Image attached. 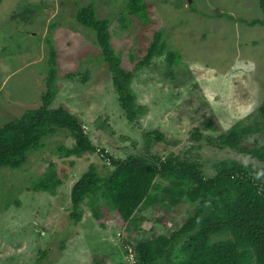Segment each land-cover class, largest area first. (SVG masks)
I'll return each mask as SVG.
<instances>
[{"label": "rangeland", "instance_id": "obj_1", "mask_svg": "<svg viewBox=\"0 0 264 264\" xmlns=\"http://www.w3.org/2000/svg\"><path fill=\"white\" fill-rule=\"evenodd\" d=\"M128 1L3 0L0 127L38 108L44 93L55 87L52 107L64 106L81 121L90 141L112 156L187 158L201 163L207 175L219 161L246 165L248 157L228 149L204 142L193 148L190 132L199 125L198 116L209 112L228 129L254 115L264 99V27L245 23L261 18L257 1L146 0V23L127 13ZM77 4H93L97 16L109 20L111 45L124 69L131 71L142 60L155 32H161L166 51L180 56L171 68L173 81L167 77L165 54L135 73L131 89L137 106L143 108L136 123L127 121L117 102L111 76L99 59L95 33L75 20ZM50 45L57 54L53 84L48 80ZM67 73L73 77L65 79ZM153 131L164 135L161 142L145 139ZM73 144L69 134L58 133L44 141L42 150L30 154L21 169L0 170V264H96V259L102 260L100 264L136 263L124 257L122 233L114 219L100 227L85 204L79 223L69 219L72 184L89 164L99 170L104 164L96 152L71 157L75 164L68 166L57 149ZM50 162L66 175L56 193L28 191L32 179ZM141 216L147 222L134 238L147 241L151 237L145 230L154 227L157 214L147 210ZM169 224L177 227L174 219Z\"/></svg>", "mask_w": 264, "mask_h": 264}, {"label": "trees", "instance_id": "obj_2", "mask_svg": "<svg viewBox=\"0 0 264 264\" xmlns=\"http://www.w3.org/2000/svg\"><path fill=\"white\" fill-rule=\"evenodd\" d=\"M145 1L129 0L126 5L127 13L143 23L147 20ZM256 1L261 18L245 23L264 27V0ZM125 19L123 14L120 18L123 25ZM75 20L95 33L99 59L111 76L117 102L127 121L136 123L143 108L137 106L131 89L135 73L165 54L167 77L173 81L171 68L178 64L179 54L166 51L161 32H155L142 60L129 71L122 67L120 56L112 48L109 20L100 19L93 4L86 7L77 4ZM56 56L50 45L48 80L52 84L56 78L53 70ZM72 77V73L64 75L65 79ZM174 84L177 85L176 81ZM53 88L44 93L38 108L26 110L0 127V170L21 169L30 154L44 148L46 139L67 133L74 144L60 145L57 149L59 156L66 159L64 163L72 167L75 163L69 158L96 152L104 161L101 170L89 164L70 188L69 219L73 224L82 220L84 204L100 227L114 219L122 233L124 255L127 247L132 248L135 264H264V99L254 115L228 129L222 128L214 112L198 116L199 125L190 132V139L196 144L193 148H200L203 145L200 142H204L207 147L228 149L249 158L246 165L234 160L216 162L211 166L213 174L207 175L201 163L187 158L112 156L90 141L81 121L64 106L52 107L57 94ZM144 137L148 142L151 139L161 142L164 135L153 131ZM58 174L55 163L50 162L26 188L55 194L66 177ZM147 210L157 214L154 227L145 230L151 238L135 240L147 222L141 212ZM171 219L177 224L173 229ZM216 237L224 239L213 241ZM95 262L100 264L102 260Z\"/></svg>", "mask_w": 264, "mask_h": 264}, {"label": "built area", "instance_id": "obj_3", "mask_svg": "<svg viewBox=\"0 0 264 264\" xmlns=\"http://www.w3.org/2000/svg\"><path fill=\"white\" fill-rule=\"evenodd\" d=\"M128 256H127V260H128V262L129 263H132V262H134V257H132V253H133V251L131 250V252L130 251H128Z\"/></svg>", "mask_w": 264, "mask_h": 264}, {"label": "clouds", "instance_id": "obj_4", "mask_svg": "<svg viewBox=\"0 0 264 264\" xmlns=\"http://www.w3.org/2000/svg\"><path fill=\"white\" fill-rule=\"evenodd\" d=\"M127 249H128V247H127ZM131 249V248H130ZM132 251H133V249H131ZM127 251V254L124 256L126 259H127V256H128V250H126ZM133 254H134V252H133ZM134 259H135V254H134ZM128 261V260H127Z\"/></svg>", "mask_w": 264, "mask_h": 264}]
</instances>
